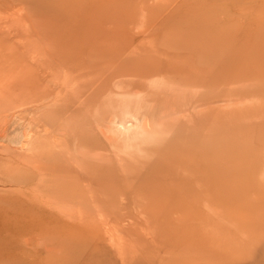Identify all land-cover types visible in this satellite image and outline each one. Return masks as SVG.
Segmentation results:
<instances>
[{"label":"rangeland","instance_id":"374dc122","mask_svg":"<svg viewBox=\"0 0 264 264\" xmlns=\"http://www.w3.org/2000/svg\"><path fill=\"white\" fill-rule=\"evenodd\" d=\"M0 86V111L15 103L18 122L33 120L32 136L63 141L50 153L106 162V182L87 186L96 202L66 199L59 208L76 217L50 209L57 224L22 230L0 256L264 264V0H0ZM112 98L132 101L151 132L132 129L131 142L108 145L109 133L91 125ZM3 161L5 180L16 171ZM16 192L0 182V211ZM16 218L0 214L22 229Z\"/></svg>","mask_w":264,"mask_h":264},{"label":"bare ground","instance_id":"6f19581e","mask_svg":"<svg viewBox=\"0 0 264 264\" xmlns=\"http://www.w3.org/2000/svg\"><path fill=\"white\" fill-rule=\"evenodd\" d=\"M159 73H155V74L150 75V76L144 74L146 76L145 79L154 78V81L155 80L157 81V79L160 78V77H158ZM137 74H139V73H137ZM131 76H134V75H131ZM139 78H141V77H139ZM149 84H150V82H149ZM156 84H157V82H156ZM148 85L146 84L145 87H143L144 88V89H142L143 92L146 88H149ZM154 85H155V82H154V84L151 83L150 86H154ZM4 88L5 87L0 86V96H2L4 94V91H5ZM7 88H9V87H7ZM123 92H124V90H123ZM136 95H137V92H136ZM143 99H144V97H143ZM143 99H142V101H144ZM41 101H42V99L38 102H41ZM112 101H113V98H112ZM129 102L133 104L132 101H129ZM129 102H127L126 100L125 101L124 100H117V101L115 100V102L113 101V103L111 102V104L109 103V101H108V104L106 102V104L108 106H106V107L103 106L104 108H101V111L99 112V115L103 116V120H102L103 124H101L102 121H97L91 125L93 130L98 129V131H99L98 135L99 136L100 135H103V136L106 135V134H104L103 129H105L109 133L110 137L106 136L107 141L104 138L103 139L107 142L108 145H109V143H112V145H114L113 148L116 145H118L119 142L116 139H119L120 138L119 136H121V138H122V139H120V141L124 140V141H126V144H127V142H129L132 139L130 137V132L133 131L132 129L138 130L137 132H139L140 134H149V133H146L150 130L149 127L147 129V126L149 124L148 123L149 120L146 121L145 119H139L137 117L138 114H137V116H135V113H134L135 108L133 109V107L130 105ZM11 104H12V102H11ZM13 104H14V106H13ZM13 104L10 105L9 107L7 105L1 107L3 110L0 111V121H3L2 123L0 122V124H3L2 127L0 125V162H4L3 160H5L6 162L11 160L12 166L13 165L15 166V168H13V169L16 172H15L14 176H10L8 179L4 180V179L0 178V182L2 183V186L4 184V185H8L10 187H14V189L17 191L16 192L17 195L15 196L13 194L16 197V199L14 198L15 200H12L13 202L15 201L14 205L11 203L12 205L9 204L11 207L7 206L6 208H4V206H3L4 210L0 211V214L4 217H10V216L17 217L18 219L16 218L15 220H17L18 223L22 224L23 228L22 229H16L15 227H12L8 224H4V223L0 222V248L2 246L5 247L9 244V242H10L9 238H11V240H12L16 236H18V237L21 236L22 230L26 234H27V231L30 232V234H34V233L41 234L40 233L41 228H38V226L42 225L43 223H48L47 221H53V220L56 221L57 220L56 217L53 215V213H51L50 209H55L56 212L58 210L59 213H62V214H63V212L65 213L66 211H69L68 209H66L67 205L64 208H62V207L59 208V206H63V203L65 202L66 199H72L74 201H80V202L82 201V199H84V200L93 199L92 201L96 202V201H94L96 199L95 196L93 194H92L93 196H91L90 195L91 193L89 194L90 191L88 189L89 187L87 188V186H90V185L92 186V185L98 183V181L103 183L100 180L102 177H103L102 180L104 182H106V180H105L106 175L104 174L105 170L103 169V167L106 166L105 165L106 162H103V161L98 162L99 161L98 159H97L98 160L97 161L94 157L86 154V152H88V151H86L85 153H81L82 150L76 152L75 154L68 152L66 155L64 154L65 156L63 154H61L62 151H61V153H59L60 150L58 152H55L56 150H54L52 153H50L49 148L57 147L56 144H58V147H59V143L63 144L62 143L63 141L61 140V142H58L56 140L57 139L56 138V139H54L55 141L53 142L54 145H52V143L47 141V139L42 140V139H39V137L35 138L34 136H32L31 133H33L35 130V128H34L35 126L31 125V124H33L32 123L33 120L31 119V123L27 124V125L21 124L22 122L21 123L18 122L17 121L18 118L15 116L16 115L15 109L17 108V106H15L16 105L15 103H13ZM133 106H135V104H133ZM119 109H121L122 114H119L120 112L118 113ZM13 110H14L15 114L12 113ZM6 113H8V115ZM4 114H6V115L4 116ZM19 114H21V113L19 112ZM40 116H41L40 119L43 118L42 121H44L45 122L44 125H46L47 121H46L45 115L42 114ZM128 119L133 120L134 124L131 125V126H133V128L131 126L129 128L126 127L127 126L126 121H128ZM35 120L40 121L37 119H35ZM41 125H42V123H41ZM38 130H40V129L38 128ZM38 130H36V131H38ZM150 132H151V130H150ZM173 133H175V132L173 131ZM75 134H77V133H75ZM148 137H151V136L148 135ZM144 138H145V136H144ZM112 139L115 141V143ZM58 140L60 141V139H58ZM150 140H152V138ZM81 145H83V144H81ZM102 145H103V143H102ZM112 145H110L111 148H112ZM83 149H86V148H83ZM157 151L158 150H156V153H157ZM16 153H17V155H16ZM172 165H173V163H172ZM191 165H193V164H191ZM98 168H100L99 170H102V173H99V174L94 173V170L98 169ZM89 170H91V171H89ZM172 170L175 173V168H172ZM193 172H194V174H192V175H195V171H193ZM187 179L189 181L188 177H187ZM164 180H167V179H164ZM188 181H187V183H189ZM107 182H109V180H107ZM194 185H197V184L195 183ZM186 186H187V184H186ZM197 190H199V189H197ZM86 191H87V194L90 196H88V195L86 196ZM12 192H14V191H12ZM8 195L10 196L11 194H8ZM5 199H7V198L5 197ZM1 205H3V204H1ZM65 214H66V216L72 215V216L76 217V214L74 211L72 214H69V213L67 214V212ZM37 218H40L38 222H37ZM73 219L75 220L76 218H73ZM45 220H47V221H45ZM56 224H57V221H56ZM53 228H55V227H53ZM73 229L77 230V228H73ZM66 230H68V229H66ZM110 235L111 234H109V236ZM68 236H70V235L68 234ZM21 237H19V238H21ZM67 238H69V237H67ZM67 238L65 240H67ZM19 242H21V241H19ZM26 242H28V240H26ZM34 242H33V244H35ZM30 243H32V242H30ZM46 243H48V242H46ZM51 243H53V242H51ZM111 244H112V241H111ZM56 245H58V243ZM31 246H32V244H31ZM53 246H55V245H53ZM33 247H36V246H33ZM65 247H68V244H67V246H64V248ZM69 248H71V247H69ZM47 249H46V251H47ZM124 251H123V253H124ZM5 252L7 253V250ZM23 253L24 252H22V255H23ZM68 253H70V252H68ZM82 253H83V251H82ZM26 254H27V250H26ZM64 254L66 255V251L64 252ZM66 256H69V254ZM19 257L20 256H14L13 261H11L10 259L7 260V258L0 256V264L25 263L24 260L22 258H19ZM24 257H26V256H24ZM96 257H97V260L99 261L98 264H105L106 263V261L103 258H101L99 255H96ZM105 258L108 260V258L106 256H105ZM63 259L65 261V258H62V260ZM60 260H61V258H60ZM62 260H61V262L63 263L64 261H62ZM79 260H80V258H79ZM69 261L70 260H68L67 262H69ZM73 261L76 263V261H78L77 257H75ZM74 262H72V263H74ZM65 263H63V264H65ZM81 263L84 264L83 261H80V262L78 261L76 264H81ZM43 264H45V263H43Z\"/></svg>","mask_w":264,"mask_h":264}]
</instances>
